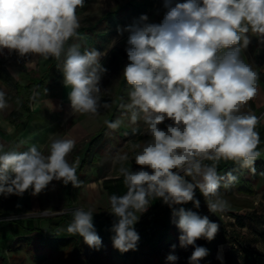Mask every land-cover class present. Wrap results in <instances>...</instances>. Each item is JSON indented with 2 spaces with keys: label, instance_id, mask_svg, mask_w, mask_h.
I'll use <instances>...</instances> for the list:
<instances>
[{
  "label": "clouds",
  "instance_id": "1",
  "mask_svg": "<svg viewBox=\"0 0 264 264\" xmlns=\"http://www.w3.org/2000/svg\"><path fill=\"white\" fill-rule=\"evenodd\" d=\"M84 5L85 0H0V50L15 51L20 57L64 56L63 83L71 89L68 99L73 111L95 116L101 107H109L107 101L101 103L100 95V81L108 71L100 60L107 50L65 48L78 37L76 10ZM164 7L167 11L160 23H145L148 17L141 15L118 29L121 35L128 33V63L122 74L131 86L130 102L122 107L131 113L133 124L143 121V134L149 137L134 157L139 171L123 166L126 154L118 157L127 191L109 197V211L116 217L113 246L121 252L135 249L139 237L134 224L151 199L161 197L170 205L193 202L199 207L194 199L198 188L208 208L221 211L227 201L219 192L224 178L217 171L219 163L232 161L250 168L261 155L256 128L264 117L242 110L257 94L259 76L242 60L241 47L250 43L249 32L264 40V0H176L174 4L165 0ZM114 44L115 40L109 47ZM7 106L6 94L0 91V110ZM166 120L170 123L159 127ZM106 123L116 129L122 121ZM138 131L133 129L134 134ZM75 146L74 139L52 136L45 154L37 145L9 151L0 143V194L22 195L31 189L36 195L54 180L78 187L76 166L67 159ZM226 175L229 182L223 187L229 188L237 177ZM173 214L179 216L181 246L194 245L202 237L211 240L218 231L219 225L207 216L183 207ZM72 217L67 232L99 248L102 240L92 211L76 209ZM206 254L204 247H195L190 264Z\"/></svg>",
  "mask_w": 264,
  "mask_h": 264
},
{
  "label": "trees",
  "instance_id": "2",
  "mask_svg": "<svg viewBox=\"0 0 264 264\" xmlns=\"http://www.w3.org/2000/svg\"><path fill=\"white\" fill-rule=\"evenodd\" d=\"M154 3L155 0H126L122 5L113 6L92 24L81 26L78 29V37L71 38L66 43L65 48L67 49L72 45H78L80 49L83 46L82 39H85V44L94 45L99 51L106 49L113 36L118 33L117 28L119 25L124 24L131 15L140 16L142 13H145L143 11H146L147 7L154 5ZM63 60L64 56L60 59L53 57L47 62L44 70L37 73L36 76H25L23 81L19 80L15 83L16 98L20 100L19 109H14L10 114L16 129L15 135L19 134L35 112L41 111L40 107L37 111H33L32 103L40 101L47 93H60L64 79L61 70ZM260 81L264 85V75ZM125 83L126 80L123 77L119 82L117 92L113 95L112 99L107 101L110 114L100 129L88 139L83 155L80 154L73 157L72 164L76 166L79 185L83 184L86 180L84 167L87 164H93V167L96 166L95 164L98 162L105 148H108L110 151H116L117 148L122 146V142L124 141L123 136L121 134L119 135L118 132L116 135L117 138L110 135L112 131L108 128L106 121L112 122L117 120L120 112L125 111V109L119 108L120 106L115 104L121 96V88ZM125 103L126 101L122 104ZM57 118L58 115L52 119L55 120ZM256 131L259 132L261 140V143L258 145V150H264V125L258 124ZM134 157L132 158V163L134 166H137ZM263 161L262 158L257 159L250 168H241L232 161H221L217 166V171L224 178L221 181L219 191L229 192L234 188L239 194H254L253 188L264 181ZM205 163L208 165L212 164L211 161H205ZM253 168L254 171L252 170ZM227 173H231L237 179L226 190L223 185L229 182ZM186 179L193 183L195 182L192 180V177H186ZM118 180L119 178H112L103 181L104 188L110 195L115 192L117 193V191L120 193L118 196H122L123 192L126 193L127 188L123 183V179ZM114 182H116L115 185H113ZM111 183L112 185H110ZM76 191V187H73L71 183L63 186V205L67 210L57 216L46 218L45 220L48 226L45 228L39 225V220L33 218H16L6 222L11 234V238L7 240L9 242L6 247L9 248L12 242H14L12 244L14 246L15 242L19 241L20 245L17 248L29 255V258L33 262L32 264H43L41 262L45 258L54 260L46 264H62L55 263V260L60 258L65 252H69L70 257L68 259L69 263L67 264H86L90 258L88 256L89 251L95 255L93 260L101 263L102 254L108 256V254L116 253L122 261H125L124 264H126V261L129 260L132 254L146 255L152 253L153 249L158 248L161 242H166L167 246L170 244L172 247H175L168 239L172 231L171 228L174 226L173 224L177 225L178 223V221L175 223V218L179 220V217L177 218L178 215H174L173 211L178 212L183 207L185 211L195 212L201 217L207 216L210 222H215L219 225L217 233L211 240L203 237L198 239L200 247L207 249V254L199 260V264H212V256L218 245H222L224 248V264H264V251L256 246L259 242L264 244L263 215L255 216L250 212L239 214L227 206L221 211H211L208 208L207 199L201 194L198 188L195 190L194 199L199 200V207H196L193 202H188L183 205H170L165 203L161 197L151 199L149 203V210L151 212L148 217L134 224V230L139 237L136 241L135 249H130L127 252H121L113 246L112 237L115 233L111 229L98 230V223L101 225L103 222H116V217L109 211L110 206L105 209L92 211L95 230L101 237L102 244L99 248L89 247L81 236L78 234H70L66 230L67 225L73 219L72 212L76 210ZM261 191L264 192V187ZM225 217L234 219V223L227 222ZM244 229L245 231H243ZM246 230L249 231L250 235ZM180 244L178 243L177 247ZM169 249V251L172 250L171 248ZM214 261L219 262L217 259Z\"/></svg>",
  "mask_w": 264,
  "mask_h": 264
},
{
  "label": "rangeland",
  "instance_id": "3",
  "mask_svg": "<svg viewBox=\"0 0 264 264\" xmlns=\"http://www.w3.org/2000/svg\"><path fill=\"white\" fill-rule=\"evenodd\" d=\"M125 1L126 0H85L84 7L77 8L76 10V15L79 19L80 27L92 24L104 12H106L113 6L124 4ZM172 2L174 4L176 0H172ZM164 3L165 0H155L154 5L148 6L147 10L145 9L146 11H143L147 13L146 15L148 17V20L145 21V23H160L162 21L163 16L167 11V9L164 7ZM141 15H144V13H142ZM140 16L137 15L128 20L125 25L120 27L121 30L127 25L131 24L134 20L138 19ZM247 35L250 38V43L246 47H241V58L245 63H248L254 71L258 73L259 81H257V94L247 102L244 109L242 110L250 111L258 117H264V85L261 84L260 81L264 75V40H261L257 36V34L251 32H249ZM127 37L128 33L123 32L121 36H116L111 39L110 43L115 40V44L112 47H109L108 45L106 49L101 51L104 52L105 50H107V55L101 57L100 63L108 69V71L102 76L100 81L101 103H103V101L112 99L113 95L118 90L119 82L123 78V68L128 63L125 52V48L127 46ZM85 41V39H82L83 46L80 48L81 52H83L85 49H96L94 45L85 44ZM241 44H243V41H241ZM45 62H47V59H44L43 57L37 56L35 54H29L28 56L20 57L15 51L9 52L8 49L0 50V67H8L9 65H13L14 72L17 70V67L23 68V66H25L28 70H30L29 74L31 76H36L37 74L35 73L42 70ZM130 88L131 86L128 85L127 82L123 84L121 88V96L115 102V104L120 106L119 108L125 109V111L120 112V115H118L117 119L122 121L119 127L116 129H111L112 132L110 133V135H112L114 138L118 133L119 135L125 134L124 132L120 133V130L123 127L127 128L129 122L128 120L130 119V112L126 108L122 107V105H126L130 102L128 100V93L130 91ZM63 97L65 96H63L62 90L59 94L56 92L47 93L42 97L40 101L32 103L31 106L33 111H35L39 107L41 108V111L39 113L43 114V119H38L37 123L41 122L42 120H44L45 123H52V125L59 123L55 134H53L55 138H58V136H61V134L66 133L68 139H74L76 141L74 150L67 157L68 161L72 164V156H76L78 153H80V151L84 149L86 141L99 130L105 118L108 117L110 113L108 111V108L103 107L100 108L99 114L95 116L91 114H81L73 111L72 114L67 116L68 118L66 120L59 122L57 120L60 117H58L57 119H55L56 122H53L52 118L56 115L59 116L60 113L63 112ZM125 101L126 103L122 104ZM13 102H15L14 105L16 104L17 106L16 101L13 100ZM8 109H12V106H9ZM1 116H4L2 111H0V117ZM168 123H170V121L166 120L159 127L163 129ZM259 124L264 125V118L260 119ZM0 130H2L0 131V134L4 135L3 131L5 130V127L0 125ZM69 133L70 135L68 137L67 134ZM147 139H149V137L143 134L136 140L135 144L133 143L132 145L129 144L126 145V147L119 148L121 149L119 156L126 154L128 158H130L134 153L139 152L143 149L144 143ZM43 151L45 152V154H47L48 150L46 149V147H44ZM259 151L261 155L257 159L262 158L263 161L264 150ZM119 162L120 161L118 160V158L114 161H112V159L110 158L102 159V162L98 166L96 165L93 167V164H87L84 167L85 177L86 179H95L97 174L100 175V178L103 177L104 174H107L109 175L107 178L112 179L114 178L113 175L116 174V171H111V168H119L121 166V162ZM107 166L108 168L111 167L110 169H108V172L110 173L104 171ZM131 171H135L132 166ZM137 171H139V167ZM181 175H183V173H181ZM87 181L85 180L83 184L76 187V209H83L86 211L90 209L91 211H97L99 207L107 206L108 202L106 199V195L103 193L99 184L96 183V181ZM262 183L264 184V181ZM262 183L253 188L254 194H239L235 191L234 188L229 192H224L221 190L219 192L222 198L227 201V207L233 209L234 212H237L239 214L250 212L255 216L263 215L262 222H264V192L261 191L264 185ZM50 184L55 185V193H52V195H46L45 197L42 196V194L45 193V190L40 192L41 195L39 196V194L33 195L31 189L24 192L22 195L11 194L5 196L3 194H0V264L33 263L28 254L17 248V246L20 245L19 241L15 242L14 246H12L14 242L10 243L9 248L11 249L6 247L7 243L9 242L7 240L11 238L9 226L6 222L14 220L16 218H33L39 220V225L45 228L46 226H48L45 220L46 218L57 216L67 210L63 205L64 200L62 196V188L64 184L61 181L55 180ZM225 189L227 190V188ZM150 212L151 210L145 211L140 214L138 213V221H143L144 219H146ZM178 217L179 216H177V218ZM225 219L227 220V222L234 223V219L226 217ZM175 220V223H177L178 219L175 218ZM173 225L174 226L171 228L172 231L168 239L170 243L172 242V244L176 248L172 247L170 244H168L167 246L166 242H161L158 248L153 249L152 253L146 255L132 254L133 257L131 256L129 260L126 261V264H134V261H136L135 264H190L189 258L191 257L195 247H200L199 241L196 240L194 245H188L184 247L180 244V246L177 247L178 243H181L179 237L183 233L180 231L176 224ZM243 231H245V229ZM246 231L250 235L249 231ZM256 246L264 251L263 243L259 242ZM168 247L172 250L169 251L170 249ZM223 249L224 248L222 247V245H218V247L215 249V253L212 256V264H224ZM115 254L111 253L108 254V256L106 254H102L101 263L97 260H93V257H95V255L93 254V252L90 253L89 251L88 256L90 258L88 259L89 261L86 264H124L125 261H122L118 254ZM169 255H175L178 259L175 261H169L167 259ZM69 258V252H65L60 258L55 260V263L67 264L69 263ZM215 259H217L219 262H215ZM42 261L43 262L41 263L46 264L53 262L54 260L52 261L45 258ZM197 264H199V261L197 262Z\"/></svg>",
  "mask_w": 264,
  "mask_h": 264
},
{
  "label": "crops",
  "instance_id": "4",
  "mask_svg": "<svg viewBox=\"0 0 264 264\" xmlns=\"http://www.w3.org/2000/svg\"><path fill=\"white\" fill-rule=\"evenodd\" d=\"M139 1H145V0H139ZM146 14L147 13L145 12L144 15H146ZM135 16L136 15H131L128 18V20H130L131 18H133ZM128 20L124 24L119 25L117 29H121L120 27L125 25L128 22ZM116 36H121V34L117 33V34H115L113 36V38L116 37ZM50 59H51V57L49 59H47V62ZM47 62H45V64L43 65L42 70H44L45 66L47 65ZM29 73H30V70H28L25 66H23V68L17 67V70L15 72H14V66L13 65H9L8 67H5V66L4 67L3 66L0 67V91L5 92L6 99L8 101V106L5 109L0 110L4 114V116L0 117V125L5 127V130L3 131L4 135L0 134V143L4 142L3 144L6 145V150H9V151H12V150H15V151H26L32 145L39 146L42 151H43L44 147H46V149H47V144L49 143V139H50V137L53 136V134H55L57 126L59 124L58 123V124L52 125V123L51 124L50 123H45L44 120H42L43 122L41 121V122L37 123L38 119H43V117H42L43 114L39 113V112H37V113L35 112L31 116L30 120L27 121L26 125L19 132V134L15 135V133H16L15 130L16 129H15L14 123L12 121V118L10 117L11 112L14 109H19V105H20V100L16 98L15 83L17 81H19V80L23 81L25 76H31ZM37 73H39V72H37ZM37 73H35V74H37ZM32 76H35V75H32ZM61 90L63 92V96H65V97H63V100H62L63 101V106H64L63 112L60 113V115L58 116L60 118L57 120L59 122H62L64 120H66L68 118L67 116L73 113V109H72L70 101L68 99V93L71 91V89L65 87V85L63 83V87H62ZM13 100L16 101L17 106H16V104L14 105L15 102H13ZM9 106H12V109L9 110L8 109ZM35 111H37V109ZM129 115H127V116H129ZM106 118H105V120H106ZM105 120H104V122H105ZM128 121L129 122H128L127 128L123 127L120 130L121 131L120 133L124 132L125 134H121V136H123L124 141L122 142V146H120L119 148L126 147V145H129V144H131V145L133 143L135 144L136 140L139 137H141L143 135V133L145 132V130H144L145 125L143 124L142 120L138 121L135 124H133L130 121V119ZM53 122H56V120H53ZM104 122H103V124H104ZM134 128H138L139 129V131L136 132L135 134L133 133V129ZM0 131H2V130H0ZM67 135L69 137L70 133L67 134ZM125 137H126V139H125ZM58 138L68 139L67 136H66V133L61 134V136H58ZM87 141H86V144L84 146V149L82 151H80V153H78L76 156H78L80 154L83 155V152H84V150H85V148L87 146ZM113 147H114V145H113ZM119 148H117L116 151H114V150L110 151L108 148H105L102 151V154L99 157L98 162L95 165L98 166L102 162V159H110L111 158L112 161H114L115 159L117 160V158L119 157V154H120V150H121ZM139 152H136L133 155L131 154L132 156L130 158H128L127 161L123 162V166L129 167L130 169H131V166H132V168H134V170L137 171L139 166H134L133 165L132 158L136 154H138ZM72 160H73V156H72ZM108 166H107L106 169H104V171H106L107 173H110V172H108V169H110L111 167L108 168ZM118 169L119 168L114 169L112 167L111 171H116V174L113 175V177H114V179H118L119 178V180H120L121 178L123 179V177L121 175H119ZM84 173H85V171H84ZM108 176L109 175L104 174V176L100 178V175L97 174L95 179H88V178L86 179V181L87 180H90L92 182L96 181V183H98L100 188L102 189L103 193L106 195V199H107L108 205L105 206V207H99L98 209H105V208L110 206L109 197L111 195H113V194L120 195V193H118V191H117V193L115 192V193H112L110 195L107 192V190L104 188L103 181L105 179H109V178H107ZM87 182H89V181H87ZM115 183L116 182H114L113 185H115ZM110 185H112V183ZM54 186L55 185L49 184L47 186V188H46L47 190L44 189L45 193L42 194V196L45 197L46 195H52V193H55L56 189H55ZM123 188H125V187H123ZM124 194H125V192L122 193V195H124ZM40 195H41V193H39V196ZM48 197H50V196H48ZM113 224L114 223H105V222H103L100 225V223H98V230H100V231L101 230H106V228L112 229Z\"/></svg>",
  "mask_w": 264,
  "mask_h": 264
},
{
  "label": "built area",
  "instance_id": "5",
  "mask_svg": "<svg viewBox=\"0 0 264 264\" xmlns=\"http://www.w3.org/2000/svg\"><path fill=\"white\" fill-rule=\"evenodd\" d=\"M150 209V204L147 206V210L146 211H148Z\"/></svg>",
  "mask_w": 264,
  "mask_h": 264
}]
</instances>
